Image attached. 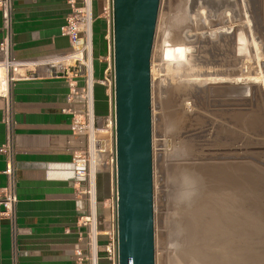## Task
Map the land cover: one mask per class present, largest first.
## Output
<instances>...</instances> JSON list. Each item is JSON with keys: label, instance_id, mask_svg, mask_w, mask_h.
Wrapping results in <instances>:
<instances>
[{"label": "rangeland", "instance_id": "rangeland-1", "mask_svg": "<svg viewBox=\"0 0 264 264\" xmlns=\"http://www.w3.org/2000/svg\"><path fill=\"white\" fill-rule=\"evenodd\" d=\"M100 15V60L111 69L110 13ZM149 69L154 264H185L202 249L185 224L198 207L208 212L216 196L237 202V216L245 209L238 218L248 220L239 226L251 218L264 225V0H159ZM240 190L259 197L241 199ZM106 196L96 204L101 232L111 224ZM254 235L234 247L225 238L223 249L210 237L203 257L208 264H264L263 238Z\"/></svg>", "mask_w": 264, "mask_h": 264}, {"label": "crops", "instance_id": "crops-1", "mask_svg": "<svg viewBox=\"0 0 264 264\" xmlns=\"http://www.w3.org/2000/svg\"><path fill=\"white\" fill-rule=\"evenodd\" d=\"M67 12L65 0H11V55L35 64L24 69V76L12 81L8 90L15 202L9 217L0 214V264H73L77 223L86 202L76 190L71 161L84 139L72 135L69 114L62 111L68 83L79 86L83 78L72 75L75 66L62 70L54 62L70 50L66 37L59 34ZM100 14L94 17L101 18ZM101 55L93 59L91 53L94 84L100 90ZM102 95L101 90L97 103H103ZM2 106L0 97V146L5 142ZM5 160L0 151V197L7 184Z\"/></svg>", "mask_w": 264, "mask_h": 264}, {"label": "built area", "instance_id": "built-area-1", "mask_svg": "<svg viewBox=\"0 0 264 264\" xmlns=\"http://www.w3.org/2000/svg\"><path fill=\"white\" fill-rule=\"evenodd\" d=\"M68 12L59 27V34L66 37L70 50L60 57L58 69L70 71L72 75L81 74L83 82L77 86L75 82L68 83L66 108L62 111L69 114V128L72 135L82 136L84 146L72 153L71 161L74 167L75 187L83 195L86 202L85 213L79 217L78 236L72 247L73 264H98L104 258L107 264H116L115 239V153H114V125L113 108L111 102L112 74L109 65L102 71L101 85L110 89L107 95V113L96 115L93 110V84L96 80L92 75L91 62V5L92 0H65ZM102 13H110V0H101ZM1 38H0V77L5 80V88L0 89L3 99L1 121L5 130V142L0 151L5 154L3 173L7 177V184L3 187L0 197L1 215L10 216L15 202L12 187L13 146L11 132L13 127L12 111L8 90L10 83L23 77L24 69L34 65V61L15 59L11 55V0H0ZM86 60L88 63H80ZM53 63V62H51ZM77 67V69H76ZM79 68V71H77ZM104 173L108 180V200L111 210L110 228L101 232L99 216L96 212V176ZM100 235L104 241L100 242Z\"/></svg>", "mask_w": 264, "mask_h": 264}, {"label": "water", "instance_id": "water-1", "mask_svg": "<svg viewBox=\"0 0 264 264\" xmlns=\"http://www.w3.org/2000/svg\"><path fill=\"white\" fill-rule=\"evenodd\" d=\"M159 0H110L116 264H154L149 59ZM96 176V199L107 197Z\"/></svg>", "mask_w": 264, "mask_h": 264}, {"label": "bare ground", "instance_id": "bare-ground-1", "mask_svg": "<svg viewBox=\"0 0 264 264\" xmlns=\"http://www.w3.org/2000/svg\"><path fill=\"white\" fill-rule=\"evenodd\" d=\"M80 63L82 64V63H84V64H87L88 62L86 61V60H82V61H80ZM3 88H5V80H4V78H2V77H0V89H3ZM239 179H241V178H239ZM245 178H243V180H244ZM255 179V178H254ZM261 179V178H260ZM248 180V179H247ZM247 180L245 181L246 183H247ZM251 181V180H250ZM258 181H259V179H258ZM252 182H254V180L252 181ZM261 183V182H260ZM241 184V183H240ZM243 184V183H242ZM247 185V184H246ZM256 185H257V183H256ZM251 186H252V184H251ZM254 187H255V185H253ZM263 186V185H262ZM222 187V186H221ZM227 187V186H226ZM234 186H232V188H233ZM236 187V186H235ZM240 187V186H239ZM244 187V186H243ZM257 187V186H256ZM255 187V188H256ZM231 188V189H232ZM248 188V187H247ZM251 188V187H250ZM253 188V187H252ZM258 188H260V187H257L256 189H258ZM264 188V187H263ZM190 189V188H189ZM230 189V190H231ZM243 189V188H242ZM255 189V190H256ZM252 190V189H251ZM251 190H249V192H247V191H245V190H240V191H242V192H240V193H238V194H241V196L240 195H237L238 196V198H240L241 197V199H243V195L244 196H246L247 194H249V195H251L252 197H254V195H256V196H258V194H257V192L255 193V192H251ZM254 190V189H253ZM228 191V190H227ZM239 191V190H238ZM257 191V190H256ZM259 191V190H258ZM261 191H263V189L261 190ZM222 192V191H221ZM237 192V191H236ZM222 193H224V192H222ZM260 193V192H259ZM220 194V193H219ZM262 194V193H261ZM260 194V195H261ZM264 194V193H263ZM228 195V194H227ZM229 195H231V194H229ZM224 196V195H223ZM240 196V197H239ZM250 196V197H251ZM213 197V196H212ZM249 197V198H250ZM259 197V196H258ZM235 198V197H234ZM248 198V199H249ZM262 198H264V197H262ZM231 199H233V198H231ZM246 199V198H245ZM257 199V198H256ZM189 200H191V199H189ZM201 200V199H200ZM188 201V200H187ZM206 201H208V200H206ZM240 201V200H239ZM244 201V200H243ZM261 201V200H260ZM191 202V201H190ZM234 201H232V200H225V199H223V197H222V194L220 195V196H216L215 198H214V201L212 202V203H210L211 205H210V208H208V212L206 211V216H205V211H203L204 209H202V208H197L198 210H196L197 212L195 213L194 211V214H191V217H190V219L188 220V222L185 224V229L186 230H188L189 231V233H190V237L191 238H193V239H195V241L196 240H200V244H198V245H201L200 247L202 248L201 249V251L200 250H198L197 249V247L199 248V246L197 245H195V244H197V243H193V242H195V241H193V242H191V243H193L194 244V246H196V249L198 250V251H196V250H194V252L192 251H190L191 252V254L189 255L188 254V257L187 256H185V257H187V260L189 261H185L186 263L185 264H187V262H188V264H208V262L205 260V259H208V260H210L209 259V257L207 258V257H203L204 256V254H203V252H202V250L203 249H206L204 246H207L208 245V243H209V241L207 240L208 238H210L211 237V239H212V244H216V246H219V247H221L220 245H222V242L224 243V239H225V243H227V244H229L228 245V247H230V246H236L237 244H238V246H240V244H242V241H238V240H241V239H243L242 237H248L249 238V236H251V234H252V232H253V234L255 233V235L254 236H256V238L257 237H260L261 239L263 238V240L261 241L260 240V242H263V243H261V244H264V236H263V234H264V225L260 222H255V220L253 221V219L251 218V221H246L245 223H247V222H249L248 224L250 225V227L251 228H247V227H249V225L247 226V225H245V226H247L246 228L244 227V226H239L240 224H239V222L238 221H245V220H248V218H246L245 217V219L243 220H239V218H240V216H241V212H242V210H245V209H242L241 208V212H240V216H239V218H238V216L236 215V214H234V212H231V211H233V209L234 210H236L237 209V205H235L236 203H233ZM196 203V202H195ZM243 203V202H242ZM192 204V203H191ZM249 204V203H248ZM258 204V203H257ZM260 204V203H259ZM247 205V204H246ZM250 205V204H249ZM262 205V204H261ZM233 206H235V208H233ZM243 206V205H242ZM241 206V207H242ZM254 206H255V204H254ZM204 207H206V206H204ZM239 207V206H238ZM191 208V207H190ZM195 209V208H194ZM246 209H248V208H246ZM238 210V209H237ZM236 210V211H237ZM260 210V209H259ZM190 211V210H189ZM248 211H250V210H248ZM252 211H254V210H252ZM245 212V211H244ZM208 213V214H207ZM253 214V213H252ZM255 214V213H254ZM258 214V213H257ZM189 215V214H188ZM251 215V214H250ZM259 215V214H258ZM190 216V215H189ZM243 216V215H242ZM186 217H187V215H186ZM250 217V216H249ZM252 217H254V216H252ZM188 218V217H187ZM259 218V217H258ZM249 220H250V218H249ZM262 220H263V217H262ZM255 222V223H254ZM183 227V226H182ZM181 230V229H180ZM186 230H185V232H186ZM182 231V230H181ZM250 232V233H249ZM261 232H263V233H261ZM182 233V232H181ZM182 234H184V233H182ZM237 234V235H236ZM257 235H259V236H257ZM262 235V236H261ZM237 236V237H236ZM240 236V237H239ZM183 237H184V235H183ZM190 237H188L189 238V240L191 239ZM200 238V239H199ZM245 238H244V240H245ZM183 239V238H182ZM187 239V238H186ZM253 239V238H252ZM255 239V238H254ZM188 241V240H187ZM211 241V240H210ZM259 241V240H258ZM214 242V243H213ZM244 243H245V241H243ZM254 242V241H253ZM260 242H258V243H260ZM187 243H189V242H187ZM191 243H189V244H191ZM211 243V242H210ZM210 243H209V245H210ZM224 243V244H225ZM188 244V245H189ZM193 244H191V245H193ZM250 244V243H249ZM255 244H256V242H255ZM187 245V246H188ZM209 245L207 246V247H209ZM193 246V247H194ZM214 246V245H213ZM216 246L215 247H212V248H216ZM223 246H225V245H223ZM238 246H237V248H238ZM246 246V245H245ZM249 246V245H248ZM259 246V245H258ZM258 246H256V247H258ZM264 246V245H263ZM189 248H191V250H192V247H190V246H188ZM227 247V246H226ZM212 248L210 247V251H213L212 250ZM222 248V247H221ZM225 248V247H224ZM232 248V247H231ZM231 248H229V249H231ZM237 248H236V250H237ZM200 249V248H199ZM223 249V248H222ZM240 249L242 250V248L240 247ZM249 249V248H248ZM232 250H234L233 248H232ZM235 250V251H236ZM247 250V249H246ZM263 250V249H262ZM205 251V250H204ZM206 251H207V249H206ZM221 251V255H222V250H220ZM219 251V252H220ZM259 251V250H258ZM264 251V250H263ZM262 251V252H263ZM189 252V251H188ZM209 252V251H208ZM216 252H218V251H216ZM218 252V254L220 255V253ZM242 252V251H241ZM251 252H253V251H251ZM185 253H187V252H185ZM185 253H183V255H185ZM214 253V252H213ZM212 253V254H213ZM235 253V252H234ZM238 253V252H237ZM211 253L210 254H208L209 256L210 255H212ZM215 254V253H214ZM213 254V255H214ZM229 254L231 255V253L229 252ZM262 254H264V252L262 253ZM217 255V254H216ZM224 255V254H223ZM226 255H228V254H226ZM235 255V254H234ZM234 255L232 256V258L234 257ZM238 255V254H237ZM236 255V256H237ZM260 255V254H259ZM262 256V255H261ZM180 257H182V256H180ZM184 256H183V258H185ZM218 256H215L214 255V260H215V258H217ZM219 257H222V258H225L224 256H219ZM238 257V256H237ZM242 257V256H241ZM253 257H255V256H253ZM182 258V259H183ZM227 258H229V255L227 256ZM246 258V257H245ZM261 258V257H260ZM264 258V257H263ZM211 259H212V257H211ZM218 259V258H217ZM220 259V258H219ZM238 260V258H235V260ZM186 260V259H185ZM213 260V259H212ZM223 261L225 260V259H222ZM236 260V261H237ZM242 260V259H241ZM241 260H238V261H241ZM244 260V259H243ZM246 260V259H245ZM244 260V261H245ZM262 260V259H261ZM264 260V259H263ZM234 261V260H233ZM244 261H241V262H243L244 263ZM182 262H184L183 260H182ZM181 262V263H182ZM205 262H207V263H205ZM226 262H228V264H229V261L227 260V261H225V263ZM232 262V261H231ZM261 262V261H260ZM215 263H216V261H215ZM234 263V262H233ZM236 263H239V262H236ZM249 263V262H248ZM184 264V263H183ZM209 264H211L210 262H209ZM212 264H214V262H212ZM218 264H220V262H218ZM246 264V263H245Z\"/></svg>", "mask_w": 264, "mask_h": 264}, {"label": "trees", "instance_id": "trees-1", "mask_svg": "<svg viewBox=\"0 0 264 264\" xmlns=\"http://www.w3.org/2000/svg\"><path fill=\"white\" fill-rule=\"evenodd\" d=\"M102 12L101 9V0H92L91 5V14L93 17L92 23H91V53L93 59H95L96 55L103 54L105 51V44L102 39V34L104 31V20L101 18H95L94 16L96 14H99ZM97 20V21H96ZM105 66V63H101V67L103 68ZM105 86L101 85L102 90V96H103V103H97L96 102V96L98 95V92L101 91L98 86L93 84V110L95 114H105L107 110V95L104 92ZM99 241H104V236L100 235ZM98 264H107L106 260L104 258H100L98 261Z\"/></svg>", "mask_w": 264, "mask_h": 264}]
</instances>
